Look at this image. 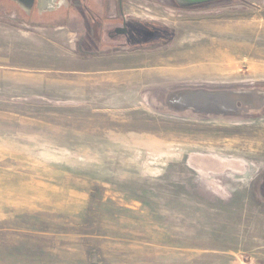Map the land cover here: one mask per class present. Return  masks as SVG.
I'll return each instance as SVG.
<instances>
[{"label":"rangeland","instance_id":"obj_1","mask_svg":"<svg viewBox=\"0 0 264 264\" xmlns=\"http://www.w3.org/2000/svg\"><path fill=\"white\" fill-rule=\"evenodd\" d=\"M111 5L0 20V264H264V102L169 100L264 94V0Z\"/></svg>","mask_w":264,"mask_h":264},{"label":"water","instance_id":"obj_2","mask_svg":"<svg viewBox=\"0 0 264 264\" xmlns=\"http://www.w3.org/2000/svg\"><path fill=\"white\" fill-rule=\"evenodd\" d=\"M44 0H39L43 3ZM67 7L65 0H52L49 7L39 10V13ZM171 106L178 112L190 111L194 114H205L214 116L233 117L241 112L246 113L257 105L264 102V94L259 92L239 91V92H204L185 91L171 96Z\"/></svg>","mask_w":264,"mask_h":264},{"label":"flooded vegetation","instance_id":"obj_3","mask_svg":"<svg viewBox=\"0 0 264 264\" xmlns=\"http://www.w3.org/2000/svg\"><path fill=\"white\" fill-rule=\"evenodd\" d=\"M39 0H0V20H4L6 18L8 21L7 27L12 28L11 23L12 22H21L22 20L28 23H36L38 19H41L42 16L47 15V12H42L39 14V10H44L45 8L49 7V3L52 0H44L43 3H39ZM123 0H65V3L73 2L74 4L78 5V8H81L80 5H84L89 3L90 5H93V14H91L92 18L91 20H95L94 25L97 26V29H99L98 34H101L102 29L101 23L103 21L101 20V15L103 14L101 9L102 4L106 3H122ZM169 4L174 5V8L176 9H182V10H192L197 9L201 7H206L208 5L218 4L225 1L230 0H165ZM68 7V5H67ZM61 6L60 9L67 8ZM96 8V9H95ZM126 18V17H125ZM124 16H122L121 12H115L114 18H111L110 20L112 22H117L118 19H125ZM128 20H122V24L124 26L128 25ZM85 28V27H84ZM88 29V26L86 27ZM117 30V29H115ZM114 30V31H115ZM88 31V30H87ZM91 30H89L90 33ZM119 31H115V33H118ZM121 33H126L125 30H122Z\"/></svg>","mask_w":264,"mask_h":264},{"label":"crops","instance_id":"obj_4","mask_svg":"<svg viewBox=\"0 0 264 264\" xmlns=\"http://www.w3.org/2000/svg\"><path fill=\"white\" fill-rule=\"evenodd\" d=\"M107 4H109V5H107ZM111 4H113V3H106V5H107V7L105 8L106 9V11H102V15H101V20L103 21V23H101L100 25H101V29L103 28V25L105 24V25H107V26H109L108 24H113L114 22H112L110 19L111 18H114V16H111V13L113 14V12H110V11H107V9H108V7L110 8V7H113V5H111ZM67 5H68V3H67ZM78 6V5H77ZM63 9H66V8H63ZM118 10H120V12L121 11H123L121 8L120 9H118ZM118 10H116L117 12H119ZM60 11V9H58V10H55V11H52V12H50V13H48L47 15H44V16H42L41 17V19H38V21H42V22H45V21H47L48 19H51V20H55V18H58V16H63L62 18H65L66 16H68L67 18H68V20H69V18L71 19L72 17H75V16H77V19H78V17H81V16H78V15H76V14H73V13H70V14H63V13H61V12H59ZM115 13V12H114ZM121 13H123V12H121ZM39 14H41V13H39ZM71 15V16H70ZM82 18V17H81ZM87 18H89V17H87ZM82 19H85V18H82ZM51 20H50V22H51ZM119 20V19H118ZM91 22H92V20H91ZM118 22V21H117ZM92 24L94 25V22H92ZM84 25H86V23H84ZM104 25V26H105ZM130 26H132V25H130ZM86 27H87V25H86ZM97 27V26H96ZM95 31H97V34H98V32H99V29H97V30H95ZM91 33V35H92V32H90ZM86 37L88 38V35H89V32H86ZM99 35V34H98Z\"/></svg>","mask_w":264,"mask_h":264}]
</instances>
